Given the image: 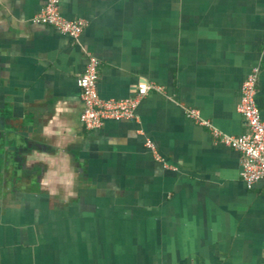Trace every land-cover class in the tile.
<instances>
[{"label": "crops", "instance_id": "1", "mask_svg": "<svg viewBox=\"0 0 264 264\" xmlns=\"http://www.w3.org/2000/svg\"><path fill=\"white\" fill-rule=\"evenodd\" d=\"M46 1L0 0V264H264L263 184L186 117L247 133L259 68L264 119V0H59L78 38L32 22ZM89 56L101 99L161 91L88 130Z\"/></svg>", "mask_w": 264, "mask_h": 264}, {"label": "built area", "instance_id": "2", "mask_svg": "<svg viewBox=\"0 0 264 264\" xmlns=\"http://www.w3.org/2000/svg\"><path fill=\"white\" fill-rule=\"evenodd\" d=\"M36 25L48 26L56 29L63 35L78 38L86 22L82 19H66L60 11L59 0H47L42 10L33 17ZM84 74L79 78L78 85L82 91L84 111L81 122L88 130L97 129L105 121L134 122L135 111L139 102L153 90L160 92L159 88L150 87L143 83L138 85L134 96L120 100H104L98 95V79L100 61L89 56ZM259 68H254L242 85L241 99L238 112L247 125V133L239 137L226 136L202 120L195 109H188L186 117L195 123L208 127L215 138L220 139L225 145L241 155V177L248 187L262 183L264 188V119L257 104V83ZM145 146L153 152L156 161L162 162L155 153L154 146L147 141ZM167 169V166H164Z\"/></svg>", "mask_w": 264, "mask_h": 264}, {"label": "flooded vegetation", "instance_id": "3", "mask_svg": "<svg viewBox=\"0 0 264 264\" xmlns=\"http://www.w3.org/2000/svg\"><path fill=\"white\" fill-rule=\"evenodd\" d=\"M0 173H1L2 175H4V174L6 173V171L2 169V171H0Z\"/></svg>", "mask_w": 264, "mask_h": 264}]
</instances>
